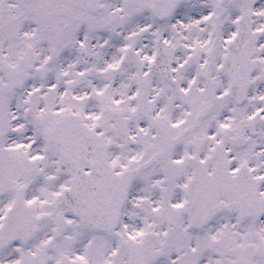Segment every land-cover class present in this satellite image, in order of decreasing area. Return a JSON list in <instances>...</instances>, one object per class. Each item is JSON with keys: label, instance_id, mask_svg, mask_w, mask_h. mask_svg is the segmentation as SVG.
<instances>
[{"label": "snow or ice", "instance_id": "obj_1", "mask_svg": "<svg viewBox=\"0 0 264 264\" xmlns=\"http://www.w3.org/2000/svg\"><path fill=\"white\" fill-rule=\"evenodd\" d=\"M0 264H264V0H0Z\"/></svg>", "mask_w": 264, "mask_h": 264}]
</instances>
